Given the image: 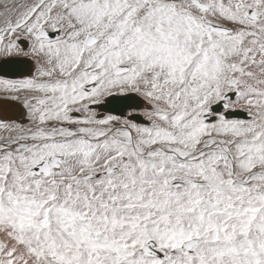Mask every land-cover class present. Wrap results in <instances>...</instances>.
Returning <instances> with one entry per match:
<instances>
[{
  "label": "snow or ice",
  "instance_id": "obj_1",
  "mask_svg": "<svg viewBox=\"0 0 264 264\" xmlns=\"http://www.w3.org/2000/svg\"><path fill=\"white\" fill-rule=\"evenodd\" d=\"M0 264H264V0H0Z\"/></svg>",
  "mask_w": 264,
  "mask_h": 264
},
{
  "label": "water",
  "instance_id": "obj_2",
  "mask_svg": "<svg viewBox=\"0 0 264 264\" xmlns=\"http://www.w3.org/2000/svg\"><path fill=\"white\" fill-rule=\"evenodd\" d=\"M30 66L29 65H21L17 67V71L26 72Z\"/></svg>",
  "mask_w": 264,
  "mask_h": 264
}]
</instances>
